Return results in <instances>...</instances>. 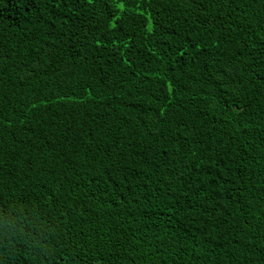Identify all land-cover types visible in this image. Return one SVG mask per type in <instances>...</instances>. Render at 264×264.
Returning a JSON list of instances; mask_svg holds the SVG:
<instances>
[{
  "label": "trees",
  "instance_id": "16d2710c",
  "mask_svg": "<svg viewBox=\"0 0 264 264\" xmlns=\"http://www.w3.org/2000/svg\"><path fill=\"white\" fill-rule=\"evenodd\" d=\"M0 264H264V0H0Z\"/></svg>",
  "mask_w": 264,
  "mask_h": 264
}]
</instances>
